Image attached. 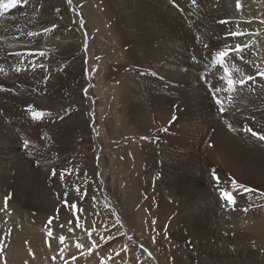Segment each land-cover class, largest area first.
<instances>
[{"label":"rangeland","instance_id":"obj_1","mask_svg":"<svg viewBox=\"0 0 264 264\" xmlns=\"http://www.w3.org/2000/svg\"><path fill=\"white\" fill-rule=\"evenodd\" d=\"M137 1L142 0H72L71 3L64 0V10L68 11V20L72 21L75 26L79 46L78 51L75 49L72 51L71 47H67L70 48L69 53L63 50L60 51L61 58H70L69 66H66L64 62L63 66L56 65L54 67L59 76L68 81V85L73 86L77 83L80 93H83L79 101L81 105L74 106L76 109L71 108V106L66 107L63 114H60L63 111L54 112L46 109L42 111L44 113L42 117L34 119L32 113L28 111L29 107L14 101L9 102L10 104L7 106L11 110L0 106V116L3 117L4 126L11 129L18 139L17 144L27 153L29 159L24 160V164L27 163V167L38 171L39 178L49 186V193H52L54 201L58 202L53 207L55 208L54 212H49L45 204L52 206L54 201L51 198L48 202H40L38 197L35 196V193L39 194L36 191L31 192L32 196L29 199L21 190L17 191L19 200L15 199L16 194L13 195V203L16 204H14L16 209L9 203L6 212L0 210V243H2L0 244V246L2 245L0 248V264H181L182 259L187 264H198L201 262V258L211 260L209 264L211 262H215L214 264L223 263L227 259H229L226 262L228 264H264V252L259 254L244 253L236 251L237 245H232L228 249L231 255L226 259V252L217 251L212 247L207 248L203 245L201 239L185 236L187 230L197 227L195 226L197 223L207 221L209 214L207 212L203 213V209L198 206H191L195 200L188 199L187 194H184V192H188L186 188L178 185L180 182L178 174H175L174 184H171V179L168 178L167 181V178H164L163 173L166 166L158 149H168L167 142L157 143L155 157H151L147 153V148L150 147L149 140L144 139L143 142L141 140L136 142V135L134 134L125 136H121L120 133L113 134L107 122V118L112 117L113 84L115 82L120 84L124 81H131L143 90H147L150 83L160 89H167L168 86L178 89L182 85V83L170 77H167L170 81L166 85L163 84L164 82L161 83L163 76L154 72V69L151 68L150 58L138 49L144 47V40L139 41L137 44L131 42L127 47L126 44L124 46L123 42L121 44L122 37H125V40L129 35L135 33V36L138 33L136 30L140 24L151 22L153 26L155 23L157 24L156 27L161 26V23L167 22L166 15L176 19L179 27L174 33L177 32L176 36L180 37V41H185L191 59L197 63L194 71L197 79L206 88V92L210 93L209 95L216 99L215 94L212 93L214 91H209V86L213 88L214 82L226 84L228 76L224 72L225 68L228 69V74L234 81L245 78L243 85L236 84H238V88L251 91V94L253 88L257 87L256 82L264 81V75H261V73H264V0H235V12L241 17V19H237L239 20L237 22L232 21L230 18L233 13L228 12V10L230 11L227 4L228 0H226L227 2L225 0H153L158 8L148 9L149 15H144L139 11L141 9H139ZM159 10L165 15L160 14ZM106 13H110L112 18L105 17ZM0 16L2 15L0 14ZM87 16L92 17V19L87 18ZM154 17L157 18H155L157 21H153ZM147 23L146 25H148ZM232 23H235V25L246 23L251 26L256 36L251 43H248L251 45H249L250 50L248 45L244 47L240 43L243 41L240 38L242 35L233 38V35L229 34V26L232 27ZM112 34L117 35L119 38H114ZM151 39L146 40H150L153 48H158L162 39H158L156 43L155 39ZM238 41L240 42L236 43ZM234 44H240L243 46V50L236 52V45ZM135 45L136 56L132 59L131 55L134 51L132 48ZM226 49L229 51V55L224 58L222 64H218V53ZM251 50L255 52H251ZM122 51L127 52V58L124 57L126 55L121 54ZM9 53L11 52L5 53L0 49V63L7 61L8 64V62H11L13 68L10 67L12 65L9 67L6 65L5 69L16 73L18 64L22 66L26 60V55L25 57L24 54L19 56L12 54L10 56ZM83 53H85L84 64L81 63L83 72L71 71L69 67L72 61L81 60ZM110 53L111 55L114 53L120 54L121 62L112 61ZM64 55L65 57H63ZM176 56L179 57L180 55ZM28 60H30V56H28ZM56 60H58V57L50 51H45L40 62L37 61V66L40 64L46 66L48 63H55ZM31 67V69H34L35 66ZM219 68L220 70H217ZM18 69L20 68L18 67ZM38 70L39 68L35 67V75ZM107 72L110 73V78L105 76ZM249 75L252 76L250 81L246 79ZM222 77L223 79H221ZM19 79L20 76L12 75L8 82L13 83V80L15 82ZM73 81H76V83ZM182 86L186 90L189 89L187 83ZM101 99L103 100L101 101ZM98 100H100V103ZM222 105L223 112L220 111V105H214L221 119L225 117L226 112L224 103ZM119 107L115 110H118ZM182 108L181 104H175L171 108V112L178 113L180 117ZM70 109L73 114L83 112V116L87 122H90L92 127L90 134H87L83 129H77L73 135L74 138H71V143L66 140L67 136L65 134L69 128L66 123L72 116ZM131 113L136 114L132 111ZM128 117H131V115H128ZM185 119L186 117H184ZM258 132L260 135H264V127L259 128ZM157 139H159V136H157ZM24 140L29 142L27 148L23 146ZM199 143L203 144L202 137ZM15 145L16 143L12 141L0 142V151L5 147L12 146L13 148ZM4 153H0V161H4ZM136 157L140 158L139 163ZM204 159L202 169L203 172L205 168L208 170L207 174L211 181H214V183H227L234 187L232 184L233 176L228 175L220 167L212 165V161ZM95 163L96 169L98 168L96 172L93 171ZM125 163L130 164L128 169L130 173H136V178H134L140 179L141 183L138 186L136 184V190L142 191L141 195H145L147 190L142 189L147 188L151 183L154 187V189L151 188L153 190H149V197L144 198L142 196L144 200H141L142 203H136V200L133 201L136 205L133 202H127L128 197L122 194L124 186H129L127 185L129 176L124 172L126 170ZM207 164H210V167H206ZM138 165H140V168H138ZM5 168H7L8 175L11 178L8 184L14 185L16 169L11 162L4 164L3 169L5 170ZM168 168L171 169L170 166ZM113 170H115V175L112 174ZM53 171H55V176ZM151 172H153V181L150 178ZM213 172H215L217 179H213ZM61 173L64 174L63 181L59 178ZM201 173L202 171H199L198 175ZM206 176L204 174V177L201 178L204 179ZM235 187L237 189L234 188L232 194L235 204L219 197L218 212L228 214L233 210L235 212V208L239 211L243 208V204L248 216L254 219L258 216L264 217V205L257 200L254 191L245 193V188L238 182H236ZM77 188L80 189L79 192H77ZM214 188L216 189L215 184ZM202 189H205V187H202ZM65 192H67V199L70 202L67 207L63 198ZM159 198L161 201L158 202ZM149 199L151 204L146 205L144 202ZM0 202L2 204L0 209H2L4 201L1 199ZM182 202L184 203L182 204ZM71 204L76 205V207L72 208ZM160 204L164 205L163 209ZM170 204L182 209H177L173 214L168 215L166 208ZM201 204L204 205L205 201L202 200ZM184 207H186L185 210H183ZM23 211L28 215V217H25L28 227L26 228L31 232H26L24 230L25 225L18 223ZM125 213H127V219ZM180 213H182V217L179 215ZM58 215H64L67 219L64 218V222L57 221L60 218L56 217ZM175 218L177 219L175 220ZM50 219L52 220L51 224L48 223ZM162 219L165 220L163 226ZM228 219H224L222 224L225 223L226 225ZM117 220H119V224L116 223ZM42 223L46 224H44L45 233L44 230L42 232L37 228ZM136 224L140 228L137 233ZM49 231L52 233L51 236L48 235ZM39 234L42 238L38 236ZM61 237L64 238L63 243H61ZM253 240L247 238V241H251L250 244L255 250L256 246L252 244ZM178 258L179 260H177Z\"/></svg>","mask_w":264,"mask_h":264},{"label":"bare ground","instance_id":"obj_2","mask_svg":"<svg viewBox=\"0 0 264 264\" xmlns=\"http://www.w3.org/2000/svg\"><path fill=\"white\" fill-rule=\"evenodd\" d=\"M142 1H137V5L140 7L139 9H141L139 11L144 13V15L150 14L148 9H153V7L155 9L158 8L156 2L153 0ZM227 4L230 8V11L228 10V12L233 13L230 17L231 20L236 22L239 21L237 19H241V17H239L235 12V0H228ZM84 12L86 13V10ZM158 12L160 14H164L162 11L160 12V10ZM0 14L2 15L0 16V49H2L5 53L11 52L9 53L10 56L12 54H24L23 56L25 57L26 55V60L23 62L22 66L18 64V71L16 73L5 69L6 65L8 67L12 65L11 62H8V64L7 61L0 63V70H2L0 71V87L5 89L4 91H0V106L7 107L10 104L9 102L14 101L15 103H19L25 107H31L35 111L42 112L46 109H50L54 112L63 111L60 113L63 114L66 107L71 106V108L73 107L76 109L74 106L78 107V105H81L79 101L83 93H80L76 81H73L76 83L73 86L68 85V81L62 76H59L54 67L56 65L63 66L64 62L67 66L69 63L70 58L65 57V55L63 56L65 58H61V55H59L60 51L63 50L68 52L70 48L67 47H71L73 49H71L72 51H74V49L78 51L79 46V38L76 35L77 32L75 30V26L72 21L68 20V11L64 10V0H28L27 3H24V0H21L16 7L9 8L6 11H0ZM105 17L109 19L112 18L110 13H106ZM156 17H154L153 21L157 19ZM87 18L92 19L90 16H87ZM166 20L167 22H163L161 17V21L163 23H161V26L158 27H156L157 24L155 22L153 26V23L149 22L150 20L148 21L149 23L146 22L148 25H146V23L140 24V26L137 27L138 29L136 31L138 33L135 36L134 33L133 35L126 37L125 40V37H122V41H120L121 44L123 42L124 46L126 44L127 47L131 42L137 44L139 41L144 40V47L138 49L150 58L152 65L151 68L154 69V72L163 76L161 83L164 82L163 84L166 85V83L170 81L167 77H170L182 83V85L187 83L189 85V89L186 90V88L182 85L178 89H173L171 86H168L169 88L167 89H160L153 83H150L148 89L143 90L139 86H136V83L133 84L131 81H124L120 84L115 82V84H113L114 101L112 117L110 116L107 118L108 126L111 128L113 134L120 133L121 136L131 134L136 135V142L140 140L143 142L145 141L144 139L149 140L150 147L147 148V153L151 157H155L157 143L162 141L167 142L168 149H158L166 166L163 173L164 178H167V181L168 178L171 179V184H174L175 174H178L180 178L178 185H182L186 188L188 192H184V194H187L188 199L195 200L191 206H198L203 209V213L207 212V214H209V217L207 216V221L197 223L195 225L197 227L192 230H187L185 236H188V238L196 237L197 239H201L203 241V245L207 246V248L212 247L217 251L226 252V259L231 255V252L228 249L232 245H237L236 251L244 253L259 254L264 252V217L258 216V218L254 219L251 216H248L247 212L244 210L245 205L243 204V208L239 211L235 208V212H233V210L228 214L225 212L222 213L221 211L219 213V197H222V192H227L232 195L234 193L233 189L237 186L232 187V185L227 183H214V181H211L210 177H208V170L205 168V171L203 172L202 169L204 166L202 165L204 158L212 161V165L220 167L226 171L228 175L233 176L234 180L242 184L244 188L253 189L257 200L261 201L262 205H264V140H260L257 137L252 136L250 131H246V129H251L260 135L258 129H262L264 127V81L261 80L258 83L256 82L257 87L253 88L251 94V91L249 92L238 88V84L234 85V91L229 92L227 90V82H225L226 84H223V82H214L213 84L215 86L213 85V88L220 87L222 90L212 93L215 94L216 99H219L222 103H224L226 109L225 117L223 116L224 118L221 119L220 114H218V111L216 110L217 108L214 106L216 105V99L209 95V92H206V88H204L200 80L197 79L194 72L196 70L197 63L191 59L188 53L189 49L185 45V41H180V37L176 36L177 32L174 33L179 27L177 25L178 23H176V19L166 15ZM229 27V34L237 33L235 36L242 35L240 38H242L243 41H238L236 43L240 42L244 47L247 45L249 46L250 44L248 43H251L256 36L249 24L247 25L246 23H243L235 25L234 23L232 27ZM87 28L89 29V27ZM70 29L71 31L69 32ZM28 33H33V35H28ZM112 35L114 38H119L117 35ZM235 36H233V38ZM151 38H154L155 40ZM146 39L154 40L155 43L158 39H162V42L158 48H153L150 40ZM154 41L152 42L154 43ZM132 49H134V51L132 52V55L130 54L131 58L136 56V45ZM253 50H251V52H255ZM45 51H50L58 57V60H56L55 63H48L46 66L41 64L37 66V61L40 62L43 56L40 55V53L44 54ZM121 54L126 55L127 52L122 51ZM176 55L180 56L177 57ZM28 56H30V60H28ZM119 57H121L120 54L114 53L111 55L110 53V59L114 62H121ZM124 57L127 58V55ZM66 58H68V60H66ZM81 58V60L78 59L72 61V64L69 67L71 71L74 70L76 73L83 72L82 64H84L85 53L82 54ZM131 58L129 59L131 60ZM31 66L39 68L36 75L34 72L35 67H33L34 69H31ZM10 67L13 68V65ZM18 67L20 69H18ZM217 70H220V68ZM12 75L16 77L20 76V79L15 82L13 80V83L10 82V84L8 79H10ZM105 76L110 78V73L107 72ZM102 100L103 99H101V101ZM98 102L100 103V100H98ZM175 104H181L183 106L180 117L178 116V113L171 112V108ZM118 107L119 109L115 110ZM7 108V110H11V108ZM70 111L72 113L71 109ZM131 111L136 114H132ZM77 113H72V116L68 119V123H66L69 128L65 134L67 136L66 140L69 143H71V140L74 138L73 135L77 129H83L87 134H90L92 129L90 122H87L83 116V112ZM128 115H131V117H128ZM173 116L176 117L174 121L172 120ZM184 117H186L185 120ZM2 118L3 117L0 116V142L5 143L6 141H12L13 143H16V145L13 146V148L12 146L5 147L2 151H0V153L5 152L4 161H0V200L2 199L5 201V197H10V202L8 200V204L10 203L14 206L15 203H13V195H17L15 197L16 199L18 197L17 191L21 190V192L27 196V199L32 196V191H36L39 194L35 193V196L38 197L40 202H48L50 201V198L54 201L52 193H49V186L39 178L40 176L38 175V171L32 169L31 167H27V163L24 164V160L26 161L29 159L27 153L19 147L17 144L18 139L11 129L8 126H4ZM1 126H3L2 129ZM87 134L85 135V139ZM157 136H159V139H157ZM201 137L203 138V144L199 143ZM136 159L139 163L140 158L138 159V157H136ZM8 162H11L13 167L16 169L14 185L8 184V181L11 178L8 175L7 168H5V170L3 169V165H6ZM130 164H124L126 167L124 172L127 176H129V179L127 180V185L129 186H124L122 194L128 197H126L129 200H126L127 202H133L136 200V203H140L141 200H143V195H141L142 191L136 190V184L137 186L140 185L141 181L140 179H135L136 173L132 174L128 171ZM209 165L210 164H207L206 167H210ZM168 166H170L171 169H169ZM138 168H140V165H138ZM97 169L95 163L93 171L96 172ZM199 171H202L200 175H198ZM114 173L115 170H113L112 174L115 175ZM152 174L153 172H151L150 178L153 181ZM204 174L207 176L202 179L201 177H204ZM151 184L147 188L142 189L145 191L147 190L143 196L144 198L149 197V190L154 189ZM214 184L216 185V189L214 188ZM112 186L114 185L112 184ZM201 186L203 188L205 187V189H202ZM152 187L153 189H151ZM17 200L19 199L17 198ZM159 200L160 198L158 199V202ZM202 200L205 201L204 205L201 204ZM56 202L57 201H54L52 206L49 203L48 204L50 206L45 204L49 212H54L55 208L53 207L56 205ZM134 203L135 202H133V204ZM144 203L146 205H150L151 201L149 199ZM183 203L184 202H182V204ZM0 207H2L1 202ZM160 207L163 209L164 205L160 204ZM13 208L16 209L15 206ZM177 209L182 208H177L170 204L167 206L166 212L170 215ZM185 209L186 207H184L183 210ZM24 212L25 211L22 212L23 215L19 218L20 221L18 223L21 225L24 224V230L28 232L30 230L27 229V221L25 220V217H28V215ZM181 214L182 213L179 215L181 216ZM192 215L194 216V213ZM56 217H60L57 221L64 222V215H58ZM126 217L127 213H125V218ZM226 218H229L227 224H222V221ZM129 219L131 220V218ZM176 219L177 218H175V220ZM161 221L163 226L165 220L162 219ZM44 224L45 223L40 224V227L37 228L42 232L44 230L45 233ZM139 231L140 228L136 224V233ZM38 236H40V234ZM40 238L42 237L40 236ZM247 238L254 239L252 244H255V250L250 244L251 241H247ZM44 241L46 242L45 239ZM143 249L146 250L144 247ZM177 260H179V258ZM228 260L229 259H227L226 262ZM209 261L211 260L201 258V262L199 263L209 264ZM226 262H219L216 264H228ZM214 263L215 262H211L210 264ZM181 264H187V262L182 259Z\"/></svg>","mask_w":264,"mask_h":264},{"label":"snow or ice","instance_id":"obj_3","mask_svg":"<svg viewBox=\"0 0 264 264\" xmlns=\"http://www.w3.org/2000/svg\"><path fill=\"white\" fill-rule=\"evenodd\" d=\"M20 2H21V0H7V2H6V0H0V11H6V10H8L9 8H14V7H16V5L19 4ZM27 2H28V0H24V3H27ZM71 2H72V0H68V3H71ZM28 35H33V33H28ZM232 35L235 36V35H237V33H232ZM242 50H243V49H242V46H241L240 44H237V45L235 46V51H236V52H241ZM40 55H43V53H40ZM228 55H229V51H228L227 49L224 50V51H220V52L218 53V56H217V63H218V64H222L224 58H225L226 56H228ZM17 56H19V54H17ZM0 71H2V70H0ZM237 71H239V70L237 69ZM224 72H225L226 76H228V79H227L228 89H227V90H228L229 92L235 90V89H234V85H235L236 83H239V84H241V85H243V84L245 83V80H244V79H240V80H238V81H234V80L231 78V76L228 74V69H227V68L224 69ZM261 75H264V73H261ZM221 79H223V77H222ZM246 79H247L248 81H250V80H252V76L249 75ZM4 90H5L4 88L0 87V91H4ZM221 90H222V89H221L220 87H216V88L213 89L212 86H209V91H210V92H212V91H214V92H219V91H221ZM215 103H216L217 105H220V106H221V107H220V111L223 112V111H224V108H223L222 102H221L219 99H216V100H215ZM28 111L32 113L34 119H36V118H40V117H42V116L44 115L43 112L35 111V110H34L33 108H31V107H29ZM175 119H176V117L173 116V117H172V120L174 121ZM246 131H250L251 134H252V136L257 137V138L260 139V140H264V135H258L256 132L252 131L251 129H246ZM28 145H29L28 140H24V142H23V146H24L25 148H27ZM53 175L55 176V171H53ZM59 178H60L61 181H63V179H64V174L61 173ZM213 179H217V177H216V175H215V172H213ZM232 184H233V186H235V185H236V182L233 180V181H232ZM79 191H80V189L77 188V192H79ZM252 191H253V189H249V188H245V189H244V192H245V193L252 192ZM67 196H68V194H67V192H65V193L63 194V198H64V201H65V206H66V207L69 206V204H70L69 200L67 199ZM221 196H222V198H225V199H227L228 201H230V202H232L233 204H235V200H234V198H233V196H232L231 194H229V193H227V192H222ZM9 199H10V197H5V201H4L3 208L0 209V210L5 211V212L8 210V207H9V205H8V200H9ZM70 206H71L72 208H75V207H76V205H74V204H71ZM48 223L51 224V223H52V220L50 219V220L48 221ZM116 223L119 224V223H120L119 220H117ZM153 223H154V222H153ZM51 234H52V233L49 231L48 235L51 236ZM60 239H61V243H63L64 238L61 237ZM129 239H131V237H129ZM77 247H79V245H77Z\"/></svg>","mask_w":264,"mask_h":264}]
</instances>
